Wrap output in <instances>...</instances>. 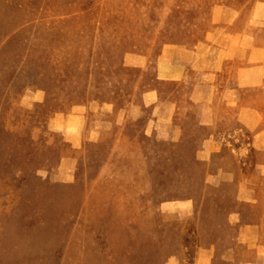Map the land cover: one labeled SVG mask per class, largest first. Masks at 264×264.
<instances>
[{
	"label": "rangeland",
	"instance_id": "1",
	"mask_svg": "<svg viewBox=\"0 0 264 264\" xmlns=\"http://www.w3.org/2000/svg\"><path fill=\"white\" fill-rule=\"evenodd\" d=\"M264 212V0H0V264H224Z\"/></svg>",
	"mask_w": 264,
	"mask_h": 264
},
{
	"label": "crops",
	"instance_id": "2",
	"mask_svg": "<svg viewBox=\"0 0 264 264\" xmlns=\"http://www.w3.org/2000/svg\"><path fill=\"white\" fill-rule=\"evenodd\" d=\"M224 264H264V212L260 221L249 223V242L243 254H230Z\"/></svg>",
	"mask_w": 264,
	"mask_h": 264
}]
</instances>
